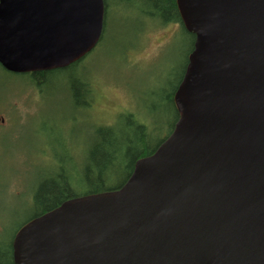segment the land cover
<instances>
[{
  "label": "water",
  "instance_id": "obj_1",
  "mask_svg": "<svg viewBox=\"0 0 264 264\" xmlns=\"http://www.w3.org/2000/svg\"><path fill=\"white\" fill-rule=\"evenodd\" d=\"M103 0H0V66L64 69L98 45ZM194 36L178 118L116 190L23 224L14 264H264V0H176Z\"/></svg>",
  "mask_w": 264,
  "mask_h": 264
},
{
  "label": "rangeland",
  "instance_id": "obj_2",
  "mask_svg": "<svg viewBox=\"0 0 264 264\" xmlns=\"http://www.w3.org/2000/svg\"><path fill=\"white\" fill-rule=\"evenodd\" d=\"M109 2L101 41L83 70L95 77L96 96L88 112L95 124L114 127L120 135L131 131L136 120L146 126L153 148L171 130L174 119L165 96L179 82L189 40L179 26L154 24L145 30L141 16L124 0L120 6ZM53 87L25 91L0 71V231L7 236L29 217L23 205L46 179L51 159L72 172L73 162L80 168L93 144L88 112L72 108L70 94L59 84Z\"/></svg>",
  "mask_w": 264,
  "mask_h": 264
},
{
  "label": "trees",
  "instance_id": "obj_3",
  "mask_svg": "<svg viewBox=\"0 0 264 264\" xmlns=\"http://www.w3.org/2000/svg\"><path fill=\"white\" fill-rule=\"evenodd\" d=\"M103 2L105 25L110 2L109 0H103ZM120 2L113 0L111 4L120 6ZM124 2L130 10L141 16L145 30H147L148 25L154 24L158 26L156 28L169 25L179 26L189 40V54L191 53L194 36L187 33L182 27L176 9V0H124ZM88 55L67 68L49 72L14 75L3 70L1 66L0 71L9 78L21 82L25 91L40 92L44 87L54 88L53 86L57 87L59 84L63 91L70 94L72 108H76L78 112H88L92 109L96 96L95 77L86 76L83 72ZM186 64L187 60L178 84L165 96L168 110L172 112L174 119L169 134L178 118L172 98L182 79ZM87 116L92 120L90 112ZM92 122L94 124L93 144L87 150L84 164L79 168L73 162V171L68 172L64 163L53 157L46 179L32 189L29 200L23 205L22 211L30 213L29 217L10 236H7L5 230L0 231V264H14L12 239L23 224L56 208L66 200L119 189L131 174L135 161L152 154L166 139L164 138L156 146L150 148L148 138H146V126L136 120H132L131 131L123 135H120L114 127L100 126L95 124L94 120ZM70 161L72 160L68 159V162ZM13 218L14 214L11 215L10 219Z\"/></svg>",
  "mask_w": 264,
  "mask_h": 264
},
{
  "label": "flooded vegetation",
  "instance_id": "obj_4",
  "mask_svg": "<svg viewBox=\"0 0 264 264\" xmlns=\"http://www.w3.org/2000/svg\"><path fill=\"white\" fill-rule=\"evenodd\" d=\"M1 123H2V121H1Z\"/></svg>",
  "mask_w": 264,
  "mask_h": 264
}]
</instances>
